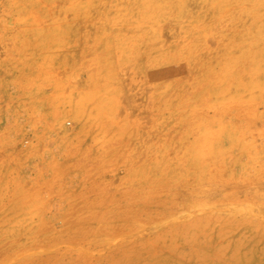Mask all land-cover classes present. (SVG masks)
I'll list each match as a JSON object with an SVG mask.
<instances>
[{
	"label": "rangeland",
	"instance_id": "374dc122",
	"mask_svg": "<svg viewBox=\"0 0 264 264\" xmlns=\"http://www.w3.org/2000/svg\"><path fill=\"white\" fill-rule=\"evenodd\" d=\"M0 264H264V0H0Z\"/></svg>",
	"mask_w": 264,
	"mask_h": 264
},
{
	"label": "bare ground",
	"instance_id": "6f19581e",
	"mask_svg": "<svg viewBox=\"0 0 264 264\" xmlns=\"http://www.w3.org/2000/svg\"><path fill=\"white\" fill-rule=\"evenodd\" d=\"M159 11V10H158ZM142 12V11H141ZM141 14V13H140ZM164 15V14H163ZM170 15V14H169ZM171 16V15H170ZM141 18V17H140ZM148 18V17H147ZM151 20H153V19H151ZM148 21V20H147ZM169 21H170V19H169ZM145 22V21H144ZM147 23V22H146ZM167 23H169V22H167ZM145 25V24H144ZM149 27V26H148ZM177 31V30H176ZM174 32V31H173ZM173 34V33H172ZM180 34V33H179ZM160 38V37H159ZM157 40V39H156ZM164 41V40H163ZM162 42V41H161ZM159 49V48H158ZM170 60V59H169ZM165 62V61H164ZM176 63V62H175ZM152 68V67H151ZM157 68V67H156ZM138 69V68H137ZM253 70V69H252ZM232 71V70H231ZM244 71V70H243ZM240 72H241V70H240ZM229 73V72H228ZM238 74V73H237ZM240 74V73H239ZM144 76V75H143ZM217 77V76H216ZM232 78V77H231ZM234 78V77H233ZM175 79V78H174ZM220 80H221V78H219ZM176 80V79H175ZM216 80V79H215ZM214 80V81H215ZM218 80V79H217ZM230 80V79H229ZM185 81V80H184ZM219 81V80H218ZM227 81V80H226ZM229 82V81H228ZM167 83V82H166ZM184 83V82H183ZM226 85V84H225ZM226 86H228V84L226 85ZM227 89V88H226ZM144 93V92H143ZM138 95V94H137ZM140 95V94H139ZM138 95V96H139ZM142 95V94H141ZM140 95V96H141ZM136 96V95H135ZM137 97V96H136ZM138 98V97H137ZM203 98V97H202ZM174 99V98H173ZM210 99V98H209ZM130 101V100H129ZM246 103V102H245ZM100 104V103H99ZM98 104V105H99ZM97 105V104H96ZM153 106H155V100L153 99V98H151V97H149V96H146V95H143V96H141L140 98H138V99H135V100H132L131 102H128V101H126L125 103H124V108H125V110L126 111H124V113H126L125 114V116L127 117L128 116V114H129V112L127 111V110H132V108L133 109H136L139 113H141V112H143V110L144 109H151ZM98 107V106H97ZM101 107H102V105H101ZM104 107V106H103ZM93 108V107H92ZM91 108V109H92ZM105 108V107H104ZM109 109V108H108ZM100 110V109H99ZM98 110V111H99ZM103 110V109H102ZM102 110H100V111H102ZM106 110V109H105ZM112 110V109H111ZM242 110V109H241ZM243 111V110H242ZM111 112V111H110ZM109 112V113H110ZM112 112H113V110H112ZM114 112H116V114H118L117 115V117L121 114V110H116V111H114ZM102 113V112H101ZM100 113V114H101ZM105 113V112H104ZM104 113H102V115L104 114ZM108 113V114H109ZM106 114H107V112H106ZM110 114H112V113H110ZM97 115V114H96ZM105 116V115H104ZM103 116V117H104ZM121 116V115H120ZM99 117V116H98ZM109 117V116H108ZM242 117V116H241ZM97 118V117H96ZM100 118H102V117H100ZM127 132V131H126ZM133 132V131H132ZM133 135H135L134 133H133ZM136 135H138V134H136ZM131 136H132V134H131ZM137 137V136H136ZM237 137V136H236ZM233 138V137H232ZM139 141H140V137H139V135H138V138H137ZM235 139V138H234ZM137 140V141H138ZM240 140V139H239ZM238 140V141H239ZM240 152V151H239ZM86 173V172H85ZM261 173V172H260ZM259 175V174H258ZM86 190V189H85ZM261 190V189H260ZM256 191V190H255ZM254 191V192H255ZM255 194V193H254ZM256 196V195H255ZM76 211V210H75ZM95 218V217H94Z\"/></svg>",
	"mask_w": 264,
	"mask_h": 264
}]
</instances>
